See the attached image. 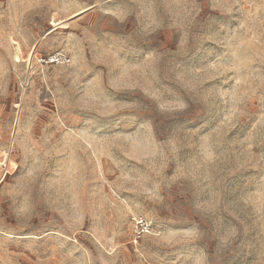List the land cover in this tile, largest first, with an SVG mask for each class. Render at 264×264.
<instances>
[{
	"label": "rangeland",
	"instance_id": "1",
	"mask_svg": "<svg viewBox=\"0 0 264 264\" xmlns=\"http://www.w3.org/2000/svg\"><path fill=\"white\" fill-rule=\"evenodd\" d=\"M0 164V264H264V0H0Z\"/></svg>",
	"mask_w": 264,
	"mask_h": 264
},
{
	"label": "built area",
	"instance_id": "2",
	"mask_svg": "<svg viewBox=\"0 0 264 264\" xmlns=\"http://www.w3.org/2000/svg\"><path fill=\"white\" fill-rule=\"evenodd\" d=\"M70 58L65 55L62 51L48 55L40 59L41 64H51V65H67L70 63ZM150 225L147 220L143 217L138 218L135 221V227L133 229V241L139 243L142 240V237L150 231Z\"/></svg>",
	"mask_w": 264,
	"mask_h": 264
},
{
	"label": "bare ground",
	"instance_id": "3",
	"mask_svg": "<svg viewBox=\"0 0 264 264\" xmlns=\"http://www.w3.org/2000/svg\"><path fill=\"white\" fill-rule=\"evenodd\" d=\"M17 61H21L19 58H17Z\"/></svg>",
	"mask_w": 264,
	"mask_h": 264
},
{
	"label": "crops",
	"instance_id": "4",
	"mask_svg": "<svg viewBox=\"0 0 264 264\" xmlns=\"http://www.w3.org/2000/svg\"><path fill=\"white\" fill-rule=\"evenodd\" d=\"M1 165V164H0ZM2 171V170H1ZM1 171H0V173H1ZM1 176V175H0Z\"/></svg>",
	"mask_w": 264,
	"mask_h": 264
},
{
	"label": "snow or ice",
	"instance_id": "5",
	"mask_svg": "<svg viewBox=\"0 0 264 264\" xmlns=\"http://www.w3.org/2000/svg\"><path fill=\"white\" fill-rule=\"evenodd\" d=\"M46 31H48V29H46Z\"/></svg>",
	"mask_w": 264,
	"mask_h": 264
}]
</instances>
